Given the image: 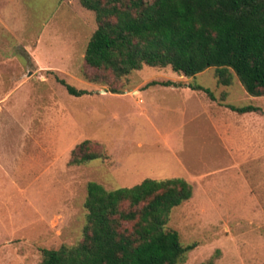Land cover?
<instances>
[{
	"label": "rangeland",
	"instance_id": "rangeland-1",
	"mask_svg": "<svg viewBox=\"0 0 264 264\" xmlns=\"http://www.w3.org/2000/svg\"><path fill=\"white\" fill-rule=\"evenodd\" d=\"M96 29L80 0H19L17 19L0 22V264H39L42 249L78 244L88 183L147 179L194 186L169 223L199 244L184 264H264V97L235 74L220 85L215 68L184 77L145 65L92 83L85 55ZM86 140L108 158L70 165Z\"/></svg>",
	"mask_w": 264,
	"mask_h": 264
},
{
	"label": "trees",
	"instance_id": "trees-1",
	"mask_svg": "<svg viewBox=\"0 0 264 264\" xmlns=\"http://www.w3.org/2000/svg\"><path fill=\"white\" fill-rule=\"evenodd\" d=\"M80 3L95 14L97 22L85 55L87 66L97 71L95 75L86 73L90 82L108 84L101 73H111L121 81L145 65L171 67L184 77L215 68L220 85L231 86L235 74L251 96H264V0ZM60 82L74 96L88 94L65 80ZM163 85L184 86L175 82ZM230 109L240 114L258 111L252 106ZM107 158V153L97 151L86 140L72 151L70 165ZM193 195L194 186L186 179H147L114 190L90 182L83 239L74 246L42 249L39 264H184L199 244L185 245L180 232L169 223L174 210Z\"/></svg>",
	"mask_w": 264,
	"mask_h": 264
},
{
	"label": "crops",
	"instance_id": "crops-1",
	"mask_svg": "<svg viewBox=\"0 0 264 264\" xmlns=\"http://www.w3.org/2000/svg\"><path fill=\"white\" fill-rule=\"evenodd\" d=\"M18 11H19V0H0V22H4V21L14 22L15 19H17L18 17ZM182 87H186V85ZM250 113H256V112H250Z\"/></svg>",
	"mask_w": 264,
	"mask_h": 264
}]
</instances>
